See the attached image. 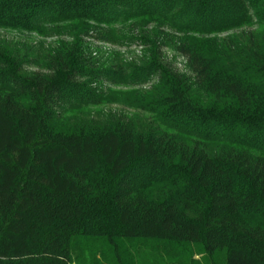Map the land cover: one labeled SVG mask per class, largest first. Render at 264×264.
Returning a JSON list of instances; mask_svg holds the SVG:
<instances>
[{
    "label": "trees",
    "instance_id": "trees-1",
    "mask_svg": "<svg viewBox=\"0 0 264 264\" xmlns=\"http://www.w3.org/2000/svg\"><path fill=\"white\" fill-rule=\"evenodd\" d=\"M0 31L58 36L34 73L0 40V264H76L87 238L116 263L160 239L264 264V0H0ZM148 83L128 101L153 124L68 117Z\"/></svg>",
    "mask_w": 264,
    "mask_h": 264
},
{
    "label": "rangeland",
    "instance_id": "rangeland-1",
    "mask_svg": "<svg viewBox=\"0 0 264 264\" xmlns=\"http://www.w3.org/2000/svg\"><path fill=\"white\" fill-rule=\"evenodd\" d=\"M125 27V26H123ZM126 27L125 29H127ZM225 35V34H224ZM221 35V37H224ZM226 37V36H225ZM58 36H39L37 34H20L15 32L0 31V40L7 41L10 44H24L27 48H32L33 62L26 64L25 71L34 73L42 71L44 55L47 50L53 46ZM65 38V37H64ZM95 54L100 58H107L108 55L115 53L116 60H122L124 63H137L142 59L143 48L135 43L132 45L119 46L89 40ZM163 52L167 59L172 61L175 66L184 70V60L181 56L174 54L170 48L164 47ZM138 64V63H137ZM151 83L138 86H108L112 94L111 99L102 105L90 108L82 113L67 114L70 119L94 120L106 122L111 119L130 118L135 122L141 123V126L150 125V116L144 111L130 106L129 99L133 97L135 91L147 90ZM153 124V123H151ZM104 245L102 241L87 238L76 239L74 242L75 255H77L76 264H211V258L204 254L199 242L192 243H173L160 239H128L124 240L120 246L119 259L116 263L113 254L100 256L91 253L97 246ZM217 263L223 264L224 251L216 255Z\"/></svg>",
    "mask_w": 264,
    "mask_h": 264
}]
</instances>
